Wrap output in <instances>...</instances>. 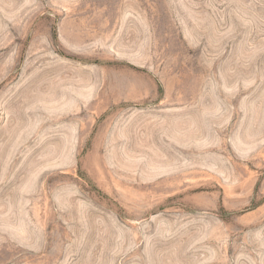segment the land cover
Segmentation results:
<instances>
[{
	"label": "rangeland",
	"instance_id": "374dc122",
	"mask_svg": "<svg viewBox=\"0 0 264 264\" xmlns=\"http://www.w3.org/2000/svg\"><path fill=\"white\" fill-rule=\"evenodd\" d=\"M0 264H264V0H0Z\"/></svg>",
	"mask_w": 264,
	"mask_h": 264
}]
</instances>
